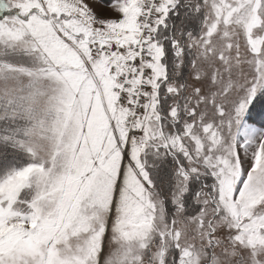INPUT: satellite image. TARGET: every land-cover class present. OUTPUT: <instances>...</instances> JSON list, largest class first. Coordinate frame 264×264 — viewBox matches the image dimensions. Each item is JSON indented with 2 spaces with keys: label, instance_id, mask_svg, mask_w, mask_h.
I'll return each mask as SVG.
<instances>
[{
  "label": "snow or ice",
  "instance_id": "snow-or-ice-1",
  "mask_svg": "<svg viewBox=\"0 0 264 264\" xmlns=\"http://www.w3.org/2000/svg\"><path fill=\"white\" fill-rule=\"evenodd\" d=\"M0 264H264V0H0Z\"/></svg>",
  "mask_w": 264,
  "mask_h": 264
}]
</instances>
